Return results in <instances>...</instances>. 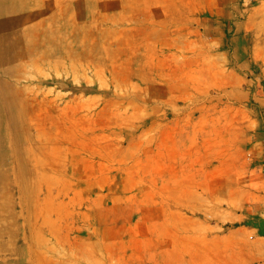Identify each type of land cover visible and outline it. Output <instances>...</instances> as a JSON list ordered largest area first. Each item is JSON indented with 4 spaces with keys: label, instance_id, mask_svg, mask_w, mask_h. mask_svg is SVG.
<instances>
[{
    "label": "rangeland",
    "instance_id": "374dc122",
    "mask_svg": "<svg viewBox=\"0 0 264 264\" xmlns=\"http://www.w3.org/2000/svg\"><path fill=\"white\" fill-rule=\"evenodd\" d=\"M17 2L0 264H264V0Z\"/></svg>",
    "mask_w": 264,
    "mask_h": 264
},
{
    "label": "bare ground",
    "instance_id": "6f19581e",
    "mask_svg": "<svg viewBox=\"0 0 264 264\" xmlns=\"http://www.w3.org/2000/svg\"><path fill=\"white\" fill-rule=\"evenodd\" d=\"M17 3V0H0V105L4 113L2 123H0L4 128L0 129V146L4 144L11 145L16 166L13 182L23 191L21 182L23 178H21L20 172L21 168L26 172V165L28 166L29 160L26 159L28 156H26L24 148L27 143H30L28 138L24 137L23 131L27 129L28 123L25 120L26 112L21 107L19 109L22 94L20 91H15L14 83L8 81L5 77L11 69V63L19 57L28 56L33 51L34 41L29 40L24 47L19 46L25 37H30V32L26 31L25 25H21L14 15ZM30 3L29 8L32 5ZM7 137L8 141L5 140Z\"/></svg>",
    "mask_w": 264,
    "mask_h": 264
},
{
    "label": "crops",
    "instance_id": "0c3cea01",
    "mask_svg": "<svg viewBox=\"0 0 264 264\" xmlns=\"http://www.w3.org/2000/svg\"><path fill=\"white\" fill-rule=\"evenodd\" d=\"M252 57H250L251 58V60H254V61H258V51L255 49L254 51H252Z\"/></svg>",
    "mask_w": 264,
    "mask_h": 264
}]
</instances>
